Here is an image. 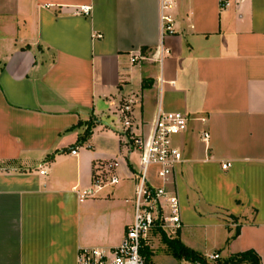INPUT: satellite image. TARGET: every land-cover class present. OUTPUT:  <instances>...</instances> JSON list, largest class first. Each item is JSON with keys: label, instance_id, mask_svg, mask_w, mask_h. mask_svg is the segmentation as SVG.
Listing matches in <instances>:
<instances>
[{"label": "crops", "instance_id": "1", "mask_svg": "<svg viewBox=\"0 0 264 264\" xmlns=\"http://www.w3.org/2000/svg\"><path fill=\"white\" fill-rule=\"evenodd\" d=\"M226 1L0 0V264H78L122 243L140 166L122 131L130 99L136 136L159 110L188 117L170 239L264 264V0ZM98 167L119 181L81 201ZM165 243L155 229L147 264H194Z\"/></svg>", "mask_w": 264, "mask_h": 264}, {"label": "built area", "instance_id": "2", "mask_svg": "<svg viewBox=\"0 0 264 264\" xmlns=\"http://www.w3.org/2000/svg\"><path fill=\"white\" fill-rule=\"evenodd\" d=\"M162 5L164 9H169L172 0H162ZM228 6L229 2L222 0V7ZM77 14L89 16L90 7H81ZM164 19L169 23L168 19ZM163 54V49L157 51L160 63ZM139 58L132 56L131 62L135 63ZM133 107L132 99L121 107L122 131L130 147L140 154L139 172L135 177L133 223L119 246L110 250L82 249L78 255V264H147L143 251L150 247L151 233L155 229H161L172 238L182 229L180 201L176 192L169 190L167 184L185 162L183 153L174 145L173 140L186 130L188 117L182 113H166L159 110L150 135L136 136L133 132ZM203 139L207 142L209 134H204ZM72 154L76 155L77 150ZM228 166L223 165L222 168L227 169ZM151 172H154L162 185L156 186L151 182ZM41 174L45 175V172L42 171ZM118 181L116 176L108 174L107 168L98 167L94 172L91 188L80 195V200L92 198L99 190L114 186ZM219 258L218 254H213L209 261L215 262Z\"/></svg>", "mask_w": 264, "mask_h": 264}, {"label": "trees", "instance_id": "3", "mask_svg": "<svg viewBox=\"0 0 264 264\" xmlns=\"http://www.w3.org/2000/svg\"><path fill=\"white\" fill-rule=\"evenodd\" d=\"M90 135L91 132L90 129H88L85 134V138L87 139ZM159 231L163 235V239L168 245L172 254L178 260H186L194 264H261L259 256L253 251L237 254L235 256H232L228 260H219L214 263H210L204 256L187 248L178 239H170L161 229H159ZM238 235L239 230H237L233 239L238 237ZM144 253L145 251H143V255Z\"/></svg>", "mask_w": 264, "mask_h": 264}, {"label": "rangeland", "instance_id": "4", "mask_svg": "<svg viewBox=\"0 0 264 264\" xmlns=\"http://www.w3.org/2000/svg\"><path fill=\"white\" fill-rule=\"evenodd\" d=\"M166 244V243H165ZM167 245V244H166Z\"/></svg>", "mask_w": 264, "mask_h": 264}]
</instances>
